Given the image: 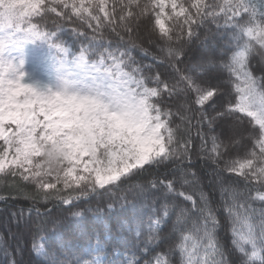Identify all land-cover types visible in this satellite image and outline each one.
<instances>
[{"label": "snow or ice", "instance_id": "obj_1", "mask_svg": "<svg viewBox=\"0 0 264 264\" xmlns=\"http://www.w3.org/2000/svg\"><path fill=\"white\" fill-rule=\"evenodd\" d=\"M3 184L8 264H264V0H0Z\"/></svg>", "mask_w": 264, "mask_h": 264}, {"label": "trees", "instance_id": "obj_2", "mask_svg": "<svg viewBox=\"0 0 264 264\" xmlns=\"http://www.w3.org/2000/svg\"><path fill=\"white\" fill-rule=\"evenodd\" d=\"M139 53L137 56L139 57ZM198 144V142H197ZM7 188V184L0 185V194H5L4 189ZM119 195V193H117ZM218 198V196H217ZM94 206V204H93ZM259 207V205H256ZM2 207V205H0ZM87 207L86 204L80 203L79 209L82 210ZM127 206L121 208L117 205L114 209L108 210L106 207L101 213L85 212L84 216L80 219L82 231L69 232L67 228V221L62 222V224L57 229H53L51 225L41 233L44 236V243L49 242V238L54 235V233L59 232L63 240V246L66 249L78 250L82 248H87L89 244L96 245L97 240H99L103 251L107 253L113 252V244L115 242V233H109L106 226H111L116 223L117 214H125ZM130 211V209H127ZM67 216V213L65 214ZM68 219H73L68 217ZM86 234V235H85ZM6 232L4 229V215L0 213V237H5ZM219 237L222 244H230L231 234L227 230H221L219 232ZM21 246L24 251L20 256H16V259H22L25 264H46L47 258L40 256L32 252V236L31 234L25 235L24 239L21 241ZM16 247L15 241H8L7 248L9 255L6 256L3 252H0V264H8L9 259L12 258V253ZM160 249H157L159 251ZM87 258V257H86ZM145 259L148 257L145 256ZM143 262H141L142 264Z\"/></svg>", "mask_w": 264, "mask_h": 264}, {"label": "rangeland", "instance_id": "obj_3", "mask_svg": "<svg viewBox=\"0 0 264 264\" xmlns=\"http://www.w3.org/2000/svg\"><path fill=\"white\" fill-rule=\"evenodd\" d=\"M123 257H121V259H122ZM143 264V263H142Z\"/></svg>", "mask_w": 264, "mask_h": 264}]
</instances>
